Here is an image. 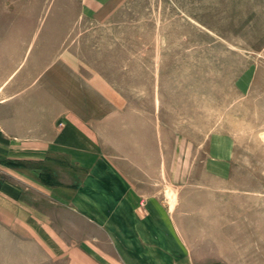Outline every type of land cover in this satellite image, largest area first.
Instances as JSON below:
<instances>
[{
    "label": "rangeland",
    "instance_id": "1",
    "mask_svg": "<svg viewBox=\"0 0 264 264\" xmlns=\"http://www.w3.org/2000/svg\"><path fill=\"white\" fill-rule=\"evenodd\" d=\"M5 99L97 132L196 264H264V0H0Z\"/></svg>",
    "mask_w": 264,
    "mask_h": 264
},
{
    "label": "crops",
    "instance_id": "2",
    "mask_svg": "<svg viewBox=\"0 0 264 264\" xmlns=\"http://www.w3.org/2000/svg\"><path fill=\"white\" fill-rule=\"evenodd\" d=\"M7 102L0 264H196L162 202L138 191L97 132L79 121L43 125Z\"/></svg>",
    "mask_w": 264,
    "mask_h": 264
}]
</instances>
